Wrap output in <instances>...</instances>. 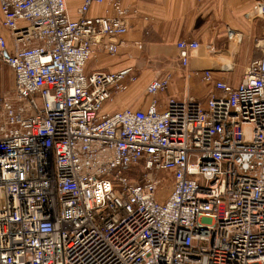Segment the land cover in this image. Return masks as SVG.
<instances>
[{"label":"built area","instance_id":"built-area-1","mask_svg":"<svg viewBox=\"0 0 264 264\" xmlns=\"http://www.w3.org/2000/svg\"><path fill=\"white\" fill-rule=\"evenodd\" d=\"M93 4L107 8L90 17ZM76 12L0 0L13 72V95H0V264H264V42L235 85L201 70L204 101L161 103L166 73L143 107L108 111L137 76L85 64L98 44L116 53L106 38L127 32L129 9L81 0ZM244 18L264 20L263 1ZM199 46L176 42L182 67Z\"/></svg>","mask_w":264,"mask_h":264},{"label":"crops","instance_id":"crops-1","mask_svg":"<svg viewBox=\"0 0 264 264\" xmlns=\"http://www.w3.org/2000/svg\"><path fill=\"white\" fill-rule=\"evenodd\" d=\"M123 1L129 9L128 30L122 36L106 38L107 41L117 42L116 53L111 55L103 45L98 44L94 55L85 64L87 73L132 67L137 79L128 84L124 93L113 99L118 109L125 106L143 107L147 101V82L154 76L166 73L171 74V79L167 90L158 94L161 103L169 97H181L185 93L204 101L213 88L201 81V70L212 69L215 78L231 83L235 80L234 76L231 78L226 72L217 71L222 64L240 67L242 74L243 67L249 61L261 56L264 20L249 22L244 18L245 11L256 0L254 3L250 0ZM261 1L264 3V0ZM65 4L68 15L77 18L76 9L81 0H65ZM106 8V4H93L87 15L103 14ZM228 29L241 34L235 43L229 40ZM0 35L5 38L7 52L10 53L12 38L1 25V15ZM180 39L196 40L200 44L198 50L191 53L185 68L178 61L175 47Z\"/></svg>","mask_w":264,"mask_h":264},{"label":"rangeland","instance_id":"rangeland-1","mask_svg":"<svg viewBox=\"0 0 264 264\" xmlns=\"http://www.w3.org/2000/svg\"><path fill=\"white\" fill-rule=\"evenodd\" d=\"M252 3H254V0H250ZM232 43V42H231ZM241 70L242 68L234 66L231 72H226V75L228 77H235V80L231 82L232 85H234L240 78L241 76ZM0 95H8L12 96L13 95V72L11 68L3 61L0 59ZM117 106L114 105L113 101L112 102H107L105 109L109 111H113ZM169 181L168 183L164 186H162L164 191H167L169 189Z\"/></svg>","mask_w":264,"mask_h":264},{"label":"bare ground","instance_id":"bare-ground-1","mask_svg":"<svg viewBox=\"0 0 264 264\" xmlns=\"http://www.w3.org/2000/svg\"><path fill=\"white\" fill-rule=\"evenodd\" d=\"M235 41H237V40L234 39V40L232 41V43H235Z\"/></svg>","mask_w":264,"mask_h":264}]
</instances>
